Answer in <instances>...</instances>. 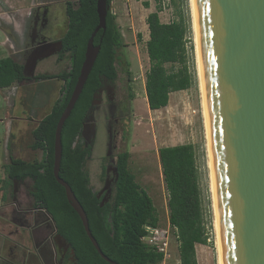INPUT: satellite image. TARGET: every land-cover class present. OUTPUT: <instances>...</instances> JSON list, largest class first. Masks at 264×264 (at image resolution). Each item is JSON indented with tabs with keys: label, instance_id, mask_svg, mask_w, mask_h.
<instances>
[{
	"label": "trees",
	"instance_id": "1",
	"mask_svg": "<svg viewBox=\"0 0 264 264\" xmlns=\"http://www.w3.org/2000/svg\"><path fill=\"white\" fill-rule=\"evenodd\" d=\"M110 1L107 0L105 29H100L93 39L95 45H100L97 57L61 129L58 174L82 205L90 231L107 257L118 264H159L163 261V254L151 250L140 239L144 233L142 225H156L159 218L151 197L136 182L128 167L129 151L123 150L115 155L113 166L116 167L117 178L110 200L102 201V197L90 186L85 170V163L92 153V143H86L82 138L83 124L102 80L112 82L116 79L117 51L124 45ZM154 1L155 10L145 18L149 67L144 87L150 110L165 107L171 92L190 86L191 75L185 64L187 41H190V48L193 46L187 37L188 28L184 22H163L159 17L161 0ZM95 4L96 0H66L68 26L61 38L62 49L57 58L60 60L67 53L69 68L35 77L63 82L60 95L49 112L31 131L30 147L40 149L41 157L30 161L10 154L1 187L7 191L12 182L26 178L32 181L34 205L44 209L52 218L56 233L69 244L77 264L109 263L101 258L89 241L78 214L69 205L63 187L53 176V140L56 123L79 74L87 39L98 22ZM143 5L147 7L148 2L144 1ZM137 37L139 39L140 35ZM176 63L180 66L176 67ZM24 80L28 78L23 74L21 63L9 56L0 58V89ZM158 157L167 191L168 222L177 231L178 264H197L195 245H206L207 234L203 224L194 147L191 143L162 146L158 149Z\"/></svg>",
	"mask_w": 264,
	"mask_h": 264
},
{
	"label": "rangeland",
	"instance_id": "2",
	"mask_svg": "<svg viewBox=\"0 0 264 264\" xmlns=\"http://www.w3.org/2000/svg\"><path fill=\"white\" fill-rule=\"evenodd\" d=\"M3 1L0 7V23L11 26L15 21L25 28L24 20L29 9V0ZM154 5V0H151L152 9ZM162 5L160 18L163 22L181 20L188 28L187 37L191 39L193 46L190 48V41H187L185 64L191 75V84L186 89L171 92L165 107L156 110L148 108L144 87L145 73L149 67L145 46L148 29L144 22L148 10L143 5L135 8V19L132 20L125 11L124 4H120L116 8V21L123 29L124 45L117 51V77L108 82L109 92L104 90L99 98H96L86 121L88 131L83 139L87 137L86 140L92 143V153L85 163V170L89 175L90 186L94 191H98L103 187L106 178L113 179L112 167L116 153L128 150L129 169L135 175L136 182L151 197L158 213V223L166 225L167 191L163 183L158 149L162 146L191 143L195 150L203 224L207 234L206 245H195L196 260L197 264H218L190 2L164 0ZM58 6L62 10L63 3H58ZM136 33L140 35L137 40ZM20 37L24 40V33H20ZM5 44L10 42L5 40V34L0 29V58L11 55V50ZM12 56L22 61L19 53ZM175 66L179 67L180 64L176 63ZM68 68L67 53L62 60L57 59L56 55H51L38 61L34 74H54ZM61 85V80L57 79L31 78L0 89V188L10 154L30 161L41 157L40 149L30 147L31 131L49 112L53 102L60 95ZM12 115L18 118H10ZM30 184L31 181L26 179L19 187L22 200L31 199L29 196L24 197ZM113 186L114 184L110 185L109 200L113 195ZM7 189L10 190V187ZM9 199L8 197V201ZM169 252L170 256L159 264H177V243L173 239Z\"/></svg>",
	"mask_w": 264,
	"mask_h": 264
},
{
	"label": "water",
	"instance_id": "3",
	"mask_svg": "<svg viewBox=\"0 0 264 264\" xmlns=\"http://www.w3.org/2000/svg\"><path fill=\"white\" fill-rule=\"evenodd\" d=\"M195 8L221 264H264V0H195ZM107 10V0H96L98 22L55 126L52 172L97 253L118 264L102 252L82 205L58 174L61 129L97 57L100 45L93 39L105 29ZM35 49L24 76H32L36 60L60 51L61 42ZM112 171L115 182V166ZM16 234L22 248L34 237L29 227Z\"/></svg>",
	"mask_w": 264,
	"mask_h": 264
},
{
	"label": "flooded vegetation",
	"instance_id": "4",
	"mask_svg": "<svg viewBox=\"0 0 264 264\" xmlns=\"http://www.w3.org/2000/svg\"><path fill=\"white\" fill-rule=\"evenodd\" d=\"M3 2H4L3 0H0V7L1 5H3ZM61 2L63 3L62 10L61 8H59L60 6H58V3L60 4ZM28 8L29 9L26 12L25 20H24L25 28L24 27L22 28L21 24H16L14 21L13 24H11V26H4L3 25L4 22H2V24L0 23V29L5 34V40L7 42H10V44H5V45H8L7 47L11 50V55H8V56L14 59L12 54L19 53L22 57V61L20 62L17 59H14V60L21 63L22 66L26 64L27 66L26 72L30 73L31 65L29 63V56L32 51L36 50L35 47L40 46V44H43L44 42H48V41L58 42L59 41L61 42V49H62L61 38L63 34L65 33V31L67 30L68 17L66 14V0H29ZM13 15H15V13H13ZM20 33L21 35L24 33L25 35L24 40L20 37ZM60 51L50 54L44 58H48L51 55H56L57 57ZM42 59L36 60V64L32 71V76L31 77L26 76L28 79L35 78L37 75L42 74V73L34 74L38 61ZM104 90L107 93L110 90L108 81L106 79L102 80L101 87H99L97 92L94 94V99L92 102L91 109L93 108V105L95 101L97 100L96 98H99V95ZM89 113L86 116V119L84 121L83 128H82V135L84 136H86L87 131H88V125L86 121L89 116ZM84 138H85L84 141L86 143H89V141L86 140L87 137H84ZM26 179H29V178H26ZM26 179H24L23 181H19V182L15 181L11 184L12 190H13L12 197H13L15 204H13L14 207L12 210L8 209L9 213L0 214V235H1V232L5 231L6 229L4 227V220L6 219L8 223L15 224L17 231L23 229L24 227H29L30 229L34 231V237L32 239V242L30 243L31 247H28V244L25 245L24 243V246L22 245L23 246L22 248L20 246L21 241L20 242L19 240L16 241L12 237V235H10L8 238V245H6V250L3 254L4 256L3 260L11 262L12 264H77V261H76V258L74 256L72 249L69 247V244L66 242V240L62 236L56 233V228L51 219L50 220L53 224L55 235H52L50 233L47 236H45V235H42L40 231L35 230L38 226H42L47 229L49 225L47 222H43V223L36 225V222L34 219L35 218L34 209H41V208L36 207L34 205V199H33V196L31 195L32 181L30 179L29 180L31 181V184L28 190L24 193V197L28 198L29 196L31 199L30 200L27 199L25 201L22 200L23 198L21 197L19 187L22 186L21 184H23V182ZM111 184H114V176H113V179L106 178L103 184V187L100 190L96 191L98 196L102 197L103 202H105L106 200H109L108 198H109ZM25 186L27 188V185ZM23 202H25L26 203L25 205L29 207L24 208V205H22ZM42 211L46 212L44 209H42ZM28 214H31V217H32L31 222L28 220ZM1 215H3L5 219L2 218ZM37 220L38 221L41 220L40 215H37ZM43 239H45L44 241H50L51 239L50 243L52 242L55 248V251L50 250V245L46 242V244L43 247L40 248V246H38L36 248V253H33L32 248H34V245H36L38 241H41ZM1 240L2 239L0 236V242ZM1 246L2 244L0 245V248ZM37 253H40V256Z\"/></svg>",
	"mask_w": 264,
	"mask_h": 264
},
{
	"label": "crops",
	"instance_id": "5",
	"mask_svg": "<svg viewBox=\"0 0 264 264\" xmlns=\"http://www.w3.org/2000/svg\"><path fill=\"white\" fill-rule=\"evenodd\" d=\"M146 1L148 2V6H144L143 5V2ZM155 2V1H154ZM120 4H124V8H125V11L128 13L129 15V18L134 20L135 19V14H134V9L135 8H139V6L143 5V7L148 10V12H146L145 14V18L147 16V14L149 12H152L155 10V5H154V9H152L151 7V0H111L110 1V9H112L114 11V14L116 16V20L118 18V10H116L117 7L120 6ZM159 17H160V12H159ZM145 18H144V22H145ZM161 19V18H160ZM117 22V21H116ZM145 25L147 26L146 22H145ZM119 26V25H118ZM148 29V28H147ZM119 30H120V33L122 35V38H123V32L120 27H119ZM137 35L138 33L135 34V39L137 40ZM146 42V41H145ZM58 81V80H57ZM62 82V81H61ZM63 84V82H62ZM62 86V85H61ZM10 118H18V116L16 115H12ZM84 136V135H82ZM13 183V182H12ZM10 187V190H4L2 188H0V214H3V213H9L8 211L11 209H13L14 205V200H13V190H12V185L9 186ZM4 191H6V194L4 193ZM3 193L5 194V197L3 196ZM8 197L10 198L9 201H8ZM12 199V200H11ZM13 201V202H12ZM25 201V200H24ZM26 203L23 202L22 205H24V208H28L29 206L25 205ZM9 209V210H8ZM35 210V222H36V225L40 224V223H43V222H47L49 227L46 229L45 227H42V226H38L35 230H38L41 232L42 235H45L47 236L48 234H52V235H55V232H54V227H53V224L50 220V218L48 217V215L46 214V212L42 211V209H34ZM168 211V210H167ZM157 213V212H156ZM37 215H40L41 217V220H37ZM158 215V213H157ZM2 218L5 219V217L3 215H1ZM28 220L31 222L32 220V217H31V214H28ZM167 220H168V212H167ZM3 221V220H2ZM4 227L6 228L5 231L1 232V239H3V243H2V246L0 248V264H12L11 262H8V261H4V252L6 250V245H8V238L10 235H12V237L18 241L19 240V236L16 234V231H17V228L15 226V224H11V223H8L6 221V219L4 220ZM39 228V229H38ZM16 229V230H15ZM15 232V233H14ZM13 233V234H12ZM50 236V235H49ZM46 238V237H45ZM45 239L41 240V241H38V243L36 245H34V248H32V252L33 253H36V248L38 246L43 247L46 242L50 245V250L52 251H55V248L52 244V242L50 243V241H44ZM48 240V239H47ZM32 242V239L30 241L27 242L28 244V247H31L30 246V243ZM35 243V241H34ZM48 245V246H49ZM39 256H40V253H37ZM165 260V259H164ZM164 260L162 262H164ZM2 262V263H1ZM179 263V260L177 259V264Z\"/></svg>",
	"mask_w": 264,
	"mask_h": 264
},
{
	"label": "bare ground",
	"instance_id": "6",
	"mask_svg": "<svg viewBox=\"0 0 264 264\" xmlns=\"http://www.w3.org/2000/svg\"><path fill=\"white\" fill-rule=\"evenodd\" d=\"M190 9H191V24L192 31L194 37L195 44V53H196V64L198 67V75H199V85L201 90V98H202V117H203V125H204V134H205V151L207 156V166L209 171V190L211 194V202L214 213V227L216 231L217 238V256H218V264H221L220 259V248H219V236H218V225H217V213H216V203H215V195H214V186H213V178H212V170H211V161H210V152H209V144H208V134H207V123H206V112H205V102H204V91H203V80H202V70H201V59H200V48H199V38H198V27H197V17H196V8H195V0H189ZM36 260V259H35Z\"/></svg>",
	"mask_w": 264,
	"mask_h": 264
},
{
	"label": "built area",
	"instance_id": "7",
	"mask_svg": "<svg viewBox=\"0 0 264 264\" xmlns=\"http://www.w3.org/2000/svg\"><path fill=\"white\" fill-rule=\"evenodd\" d=\"M162 3H164V0H161V5ZM111 12L114 13L112 9ZM142 228L144 233L140 239L151 250L162 253L163 260L170 256L171 240H175L178 245L176 228L172 227L168 221L166 225H160L159 223L156 225L143 224Z\"/></svg>",
	"mask_w": 264,
	"mask_h": 264
}]
</instances>
